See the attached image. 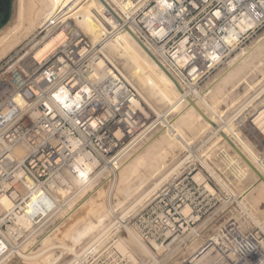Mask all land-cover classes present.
<instances>
[{
    "label": "built area",
    "instance_id": "2783aa9c",
    "mask_svg": "<svg viewBox=\"0 0 264 264\" xmlns=\"http://www.w3.org/2000/svg\"><path fill=\"white\" fill-rule=\"evenodd\" d=\"M121 1L123 21L187 89L264 27V0ZM57 28L63 37L49 55L37 59L22 47L0 62V201H10L7 208L0 203V264L34 243L98 168L119 165L151 131L140 119L137 90L100 53L102 40L93 45L68 22ZM193 177L184 170L170 176L125 221L104 224L76 264H256V255L241 251L245 236L233 222L192 248V214L213 198ZM126 228L150 254L118 248ZM209 242L216 249L201 258Z\"/></svg>",
    "mask_w": 264,
    "mask_h": 264
},
{
    "label": "bare ground",
    "instance_id": "6f19581e",
    "mask_svg": "<svg viewBox=\"0 0 264 264\" xmlns=\"http://www.w3.org/2000/svg\"><path fill=\"white\" fill-rule=\"evenodd\" d=\"M59 1L60 0H15L14 25L12 27H4L0 30V54L3 53L2 51H5L9 44L11 45L10 39L13 37L25 36L26 33H29L34 29H38L35 31L39 33L47 30L48 33L52 30V28L55 27V25L57 26L59 22H66V20H64L65 18H63L65 12L79 0H68L65 4H63L61 8L60 5L58 6ZM92 3L97 4L96 7L92 10L91 0L86 2L85 6L89 8V10L86 11V14L91 13L93 14V17L91 19H87L85 15H82L80 16L81 19L79 20V22H81L79 24L82 25L84 31H86L88 35H92L93 38L92 41L90 40L91 43L93 45H97L102 40L103 44L100 50H103L104 57L111 63H113V61L117 59V55L120 57L125 56L127 58V61L129 62V67H125L129 73V77L123 74L125 78L129 82H132L131 79H133V81L135 80L136 82H139V84L144 83L146 89L145 92L151 95V98L152 96L157 97L156 99H152L162 105L170 103L171 106L174 107V110L172 112H177V114H175L170 122H167V125L164 126V128L154 131L145 141L133 148L132 151H127V154L125 153L126 155H124L125 158L123 156V159L119 165H117L116 167H111L109 169V183L106 187V191H103L102 194L104 197H106V200H104L103 202L95 203L93 206L96 208V210L92 213V215L90 214L91 218L87 219V222L76 227L75 231L68 235V240L66 241H68V243H74L76 247H78V242H81L87 236L91 237L92 239L95 238L96 234L101 232L99 229H101L102 225H104V222L107 219L110 220V218L108 217L113 211H115L114 207L119 206V203H121L117 195L122 193V197L125 198L126 195L125 199H127V196L131 195V193L136 192V190H138L141 185H144L145 181L146 183H148L147 180L151 176L155 177L159 175L160 180L152 185L153 189L151 188V191H149L148 194L151 195L153 191L157 190L158 187L164 181H166L170 177V175L174 173V171H176V169L179 167H172L170 170H167H172V172L170 173H167V171L162 172V169L166 165H168L167 162L169 161V159H171L172 157L174 159V148L179 149L178 145H181L183 147L182 149L186 148L189 141H187L186 143V140L184 139H188L189 137L191 138V136L195 135L194 132H196L195 130H197L196 128L199 124L202 126L201 128L208 130V132H211L214 135L218 134L222 138L220 139L223 140V143L226 142L228 146H233L234 149L236 148L235 150L238 153L239 158L236 157L237 160L233 161L237 162V165L240 164L238 160L243 159L245 162H248H246L247 165H250V167L254 171L255 169H257L258 171L260 168H263L260 160L255 156V153L251 151L249 146V144L251 145V143L248 140L247 142L239 139L238 142L235 141L236 139L233 140L231 138L232 130L228 124L227 126H225L226 131L225 129H222V127L220 128V123L218 122H220L219 119L220 117H222V111L219 110L218 113H216L214 109H217L218 104L224 101V99L226 98L224 91L226 90V86L229 84L228 80H231L242 71H256L261 65L264 64V37L251 44V46H249L248 48L242 49L237 55L234 56L233 59H230L228 67L224 70V75H227L228 77H224L220 82L216 83L213 88L214 91L212 94H207L206 98H195L191 95H185V87L181 85L175 77H173V75L159 60L152 49L144 45L175 80H173L167 74V72L159 66L157 61H155L149 55V53L138 44V42L132 35L134 34L137 37L136 32L131 26L123 21L121 12H118L116 8L111 5V2L109 4L105 0H92ZM104 3L107 4L111 8V10H113L116 16L120 19V22L108 12V10L105 8ZM49 8L53 9L54 12L52 11V13L48 15L47 11ZM121 10L123 9L121 8ZM123 24L127 25L126 27L129 28L132 34L122 28V26H124ZM74 29L78 30L76 27H74ZM49 34L50 35H46L47 37L45 39L43 38L42 41L39 40V42L41 41L39 45H37L34 49L32 48L34 56L37 59L49 55L62 40L63 36L59 31V28H57L55 31L53 30V32ZM260 72H258L257 70L258 74ZM145 92L143 93L144 95ZM188 99L192 100V103H190ZM142 102H144L145 105L148 104H146L144 98ZM142 102L139 99V102L136 103V107L140 112V119L143 121L148 118L147 115H149V108H151L149 106H151L152 104H150L149 101V108H147V106H143ZM216 118L219 120L218 122ZM222 123H225V120H223ZM249 123L252 125V127H249V135L255 138L260 145H263L264 102L261 104V109H257V111L250 116ZM188 133H190V135ZM192 133L194 134L192 135ZM187 134L189 135V137L186 136ZM241 163L243 162L241 161ZM258 166L260 167L259 169ZM261 170H263V174L261 173ZM261 170L258 171L261 175L259 183L254 190L256 197L264 195V169ZM84 173V171H81V174ZM196 175H198V173ZM121 186L123 187L121 188ZM84 188L85 191L88 192L89 195H91V185L88 184L84 186ZM147 195L141 197L135 205L131 206V209L136 205L138 206V204H140ZM85 198H88V196H86ZM112 198L116 200L115 203L112 201L114 205L111 204ZM123 199L121 198V200ZM0 203L4 208H7L10 205V201L7 198H2ZM82 203L83 200L69 204L67 210L65 209L64 211L59 213L57 217L59 221L61 220L59 224L54 225L56 221L51 223L34 243L29 244L24 249L17 251L16 255L14 254V256H16V260H18V264H55L53 261L60 259V257L65 255L68 251H71L68 254H72L73 257L70 262L67 261L65 264H76L79 250H75V246L71 248L68 243L64 242L63 240H60V242L56 241V235H51L53 234V231L57 232L56 234H58V231L62 228V226H59L62 221L66 220ZM125 213L123 212V215ZM115 221L117 222L118 220ZM50 228H52V230ZM97 228L98 231H96ZM124 233L125 235L121 237V240L118 244V248L121 251H132L138 254L140 253V255H148L151 253L149 247H147L139 239L138 235L131 228H126ZM88 237L86 239H89ZM208 241L209 239L207 240V242ZM55 244L58 245L57 248H60V254L56 258L51 257V254L49 253L52 249H55ZM193 244L196 245V243ZM239 244V246L241 247V251H244L246 255H252L254 253L258 254V261L256 264H264V249H259L257 247L251 246L252 248L250 249V251L246 243H244V245L242 244V246L241 242ZM207 245L212 244H210L209 242L207 243ZM154 246L158 248V246ZM215 249V246H209V251H207L206 254H204L201 258L210 253V251H214Z\"/></svg>",
    "mask_w": 264,
    "mask_h": 264
},
{
    "label": "rangeland",
    "instance_id": "374dc122",
    "mask_svg": "<svg viewBox=\"0 0 264 264\" xmlns=\"http://www.w3.org/2000/svg\"><path fill=\"white\" fill-rule=\"evenodd\" d=\"M67 1L68 0H60L58 2V6L60 5L61 8L63 4H65ZM88 1L90 0H79L77 3L72 5L73 7L71 6L69 10L65 12L63 18H65L64 20L70 23L71 26L76 27L84 36H86L89 40L92 41L93 38L92 35L90 34L88 35V33H86V31H84V29L82 28V25L79 24L81 23L79 22V20L81 19L80 16L85 15L87 19H91L93 17V14L91 13L86 14V11L89 10V8L85 6L86 2ZM105 1L109 4L111 2V5H113L118 12L122 11L121 8L123 6V3L120 0H105ZM12 3L13 5H12V12L10 19L8 23L4 26L6 28L12 27L14 25L15 0H13ZM96 5L97 4L92 3L91 0V10L95 8ZM52 11L54 12L53 9L49 8L47 14L49 15L50 13H52ZM56 29H57L56 25L48 33L47 30H44L39 33L35 31L38 29H34L31 32L26 33L25 36H16L11 38L10 39L11 45L9 44V46L5 49V51H2L3 53L0 54V62L10 53L22 47L30 50H32V48L34 49L37 45L40 44L43 38L45 39L48 35H50L49 33H52L53 30L55 31ZM263 37H264V27H262L254 34L249 35L240 46L235 48L228 55L226 60H224V62L220 66L215 68L209 74L208 79L205 82L199 84L198 87L194 85H190L188 89L185 87V95L186 96L191 95L192 97L195 98L197 97L206 98L207 94L208 95L212 94L214 91L213 88L216 85V83L220 82L224 77H228L227 75H224V70L228 67L230 59H233L234 56L237 55L242 49L248 48L249 46H251V44L258 41L259 39H262ZM39 40L41 41L39 42ZM100 52L103 54V50H100ZM116 57L117 59H115L112 64L116 66L122 72V74L129 77V73L125 68V67H129V62L127 61V58L125 56L120 57L118 55ZM114 62L116 63V65ZM257 70L258 72H260L261 70L260 72L261 74L260 73L258 74ZM257 70L253 71L254 73L252 72V70L248 72L242 71L231 80H228L229 84L226 86L225 88L226 90L224 91L226 98L224 99V101L220 102L217 106V109L214 110L216 113H218L219 110L222 111L221 112L222 117H220L219 119L220 122H218L219 120L217 118L216 120L218 123H220V128L222 127V129H225L226 128L225 126H227V124L229 125V127L232 130L231 138L233 140L236 139L235 141L237 142L238 139L244 140V142H247L248 140L251 143L252 146L248 143L251 151L255 153V156L262 163L263 168H260L258 166V169L260 168L258 171H260L261 169H264V144L260 145L255 138L249 135V127H252V125L249 123L250 116L254 114V112H256L257 109H261V104L264 102V74H263L264 64L261 65ZM131 81L132 82L129 81L128 82L137 90L140 101L142 102L144 98L146 104L147 103L149 104V101L150 104H152L151 106H149L148 104L145 105V103L142 102L144 107L146 106L147 108L151 107L149 108V115H147L148 118L146 116L147 119L142 121L144 122L145 128L149 126L151 127L150 128L151 131L146 135V139H147L154 131L161 130L162 128H164V126L167 125V122H170V120L173 119V117L175 116V114H177V112H172L174 110V107L171 106L170 103L166 105H162L154 100L157 97L152 96V98H154L152 99L151 95L145 92L146 89L144 83L139 84V82H136L135 80L134 82L133 79H131ZM144 92L146 96L143 94ZM226 119L229 120L227 121ZM223 120H225V123H222ZM198 127L201 128L202 126L200 124L197 125L196 128L197 130L195 131L196 132L200 131V132L197 133L194 132L195 135H193L194 133H192L193 136H191V138L189 137L190 133H188L189 135L187 134L186 136H188L189 138L187 137L188 139H184L186 140V143L187 141H189V143H187L186 148L182 149L183 147L181 145H178L179 149L174 148L173 150L174 153L173 156H175L174 159L173 157L169 159V161L167 162L168 165H166L162 169V172H165L167 170H170L172 167L179 166L177 168L178 170L176 169V171H174V173H172L170 176L174 174H180L182 170H184L185 172L189 171L190 176H194L193 177L194 179L205 181L204 184L206 188L210 190V192L213 194V198L210 201V204H204L203 202L202 204L196 206L195 208L197 211L200 210L199 214L198 213L192 214V216L196 217L197 220L192 225V228L198 230L197 231L198 236L196 235L193 237L195 240L193 242L196 243V245H194L195 247L193 246L194 247L193 249H195L198 245H201L206 238L212 236V233L214 232V230H216L219 227V225H224L230 222L235 223V226H237L238 228L239 234L245 236V238L243 237V239L240 241L241 246L242 244L244 245V243H246L249 250L253 246L259 249H264V195L260 197L259 196L256 197L255 196L256 194L254 192L255 187H257L259 183V179L261 175L260 172H258L257 169H255L254 171L249 165H247V163L243 159L242 160L239 159L238 161L240 162V164L237 165L236 164L237 162L233 161V160H237L236 157H238V153L235 150L236 148L234 149L233 146H228L226 142L223 143V140H221L222 138L218 134L214 135L211 132H208V130L204 128H201L203 129L201 130ZM146 139H144L143 141H145ZM132 149L128 150V152L132 151ZM240 160L243 163H241ZM107 167L108 165H102L92 174L93 180L89 184L91 185V195H89L88 192L85 191L86 188L85 187L83 189L85 192L76 200V201L83 200V203L66 220L62 221V223L59 225L62 226V228L58 231V234H56L57 232L53 231V234L51 236L56 235L57 237L56 241L60 242V240H63L64 242L68 243V241H66L68 240V235L70 233H73L76 227L87 222L88 221L87 219L91 218L92 213L96 210V208L93 205L97 202H103L104 200H106V197H104L102 194L103 191H106V187L108 186L109 183L107 181L108 180L107 178H109L110 167L108 168ZM170 172H172V170L167 171V173ZM197 173L198 175H196ZM261 173L263 174V170H261ZM159 180H160L159 175L155 177L151 176L147 180L148 183H146L145 181L144 185H141V187L138 190H136V192L131 193V195L127 196L128 198L130 196L129 199L127 198L128 200L125 199L126 195L125 198L122 197L123 196L122 193L117 195L121 203H119L120 205L118 204L119 206L114 207L115 210L114 213L112 212L110 214L111 217L110 216L108 217L110 218V220L107 219L104 222V224L108 221L111 222V220H113L114 222L115 220H118L117 222L120 221L122 222L126 219V217L131 215L136 209L142 207L164 184L165 181L158 187L157 190L153 191L151 195L148 194L149 191H151V188L153 187L152 185L158 182ZM122 187L123 186H121V188ZM144 195L147 196L141 201V203L138 204V206L136 205L134 208L131 209V206L135 205L139 201V199ZM86 196H88V198H85ZM121 198L124 199L121 200ZM112 201L114 203L116 202L114 198ZM113 202L111 203L112 205H114ZM209 206L210 208L206 210V212H204V210ZM123 212L126 213L123 215ZM188 212L189 210L187 209L185 213ZM57 217L52 221V223L56 221L54 225L59 224V222L61 221V220L59 221ZM98 228L96 231H98ZM50 229L52 230V228ZM124 235L125 233L123 231L121 233V237ZM86 238L82 240L83 242L81 241L78 242L79 244L77 243L78 247H76L74 243L73 244L68 243V245L71 248L75 246L74 249L79 250L80 247L84 244V242L88 240ZM80 243L83 244L81 245ZM145 245L149 247L150 250H152V247L150 245L148 244ZM54 247L55 249H52L49 253L51 254V257L56 258L60 254V248H57L58 247L57 244H55ZM70 252L71 251H68L65 255L60 257V259L55 260L53 262L55 264H65L67 261L70 262V260L73 257L72 254L71 255L68 254ZM254 255L257 256L255 258H258V254L254 253ZM12 263L18 264V260H16V256H14V254L13 256L10 257V262L7 264H12Z\"/></svg>",
    "mask_w": 264,
    "mask_h": 264
},
{
    "label": "flooded vegetation",
    "instance_id": "af4514ba",
    "mask_svg": "<svg viewBox=\"0 0 264 264\" xmlns=\"http://www.w3.org/2000/svg\"><path fill=\"white\" fill-rule=\"evenodd\" d=\"M13 0H0V30L8 23L11 12Z\"/></svg>",
    "mask_w": 264,
    "mask_h": 264
},
{
    "label": "water",
    "instance_id": "95a60500",
    "mask_svg": "<svg viewBox=\"0 0 264 264\" xmlns=\"http://www.w3.org/2000/svg\"><path fill=\"white\" fill-rule=\"evenodd\" d=\"M104 5H105V8L115 17V19H117L119 22H120V19L116 16V14L113 12V10H111V8L107 5V4H105L104 3ZM125 30H127L128 32H130L131 34H132V32L129 30V28L128 27H125L124 28ZM133 35V37L136 39V41L138 42V44L142 47V48H144L148 53H149V55L155 60V61H157V63L159 64V66L161 67V68H163V70H165L166 72H167V70L159 63V61L151 54V52H149L148 50H147V48L144 46V44H142V42L134 35V34H132ZM167 74L173 79V80H175L168 72H167ZM176 83V82H175ZM177 84V83H176ZM178 86V85H177ZM188 101L190 102V103H192V100H190V99H188ZM222 134V133H221ZM224 136V135H223ZM247 162V161H246ZM248 163V162H247ZM250 166V165H249ZM258 174V173H257Z\"/></svg>",
    "mask_w": 264,
    "mask_h": 264
}]
</instances>
